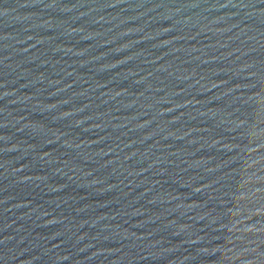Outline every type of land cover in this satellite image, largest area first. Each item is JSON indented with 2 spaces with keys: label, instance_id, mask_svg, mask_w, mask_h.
Wrapping results in <instances>:
<instances>
[{
  "label": "water",
  "instance_id": "95a60500",
  "mask_svg": "<svg viewBox=\"0 0 264 264\" xmlns=\"http://www.w3.org/2000/svg\"><path fill=\"white\" fill-rule=\"evenodd\" d=\"M0 264H264V0H0Z\"/></svg>",
  "mask_w": 264,
  "mask_h": 264
}]
</instances>
